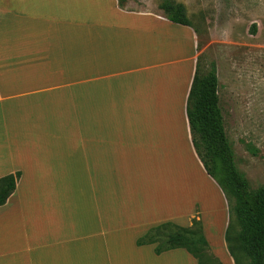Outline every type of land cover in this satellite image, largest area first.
I'll list each match as a JSON object with an SVG mask.
<instances>
[{
    "label": "crops",
    "instance_id": "1",
    "mask_svg": "<svg viewBox=\"0 0 264 264\" xmlns=\"http://www.w3.org/2000/svg\"><path fill=\"white\" fill-rule=\"evenodd\" d=\"M76 2L0 0V178L19 174L0 205V264H170L182 249L135 241L206 208L185 198L182 213L155 186L143 141H169L174 111L206 175L185 116L196 34L136 0Z\"/></svg>",
    "mask_w": 264,
    "mask_h": 264
},
{
    "label": "rangeland",
    "instance_id": "2",
    "mask_svg": "<svg viewBox=\"0 0 264 264\" xmlns=\"http://www.w3.org/2000/svg\"><path fill=\"white\" fill-rule=\"evenodd\" d=\"M85 1L77 0L75 9L85 8ZM164 3L182 5L196 34L198 75L203 76L213 66L218 106L235 168L248 187L255 190L264 184V0H136L138 6L153 9ZM164 121L171 135L169 141H143L153 151L147 165L154 171L155 186H169L171 203L179 199L182 213L187 210L185 198L190 202L200 197L206 209L200 212V205L194 204L193 215L182 227H190L192 220L199 221L208 253L221 264H233L226 251L224 233H216L219 221L224 228L228 224L226 237L234 245L238 228L229 212L230 203L218 187L213 191L214 186L195 164L178 114L173 111L164 116ZM144 162L145 158L139 159V166ZM178 253L170 264H181L185 259H190L186 264L191 263V256L184 250Z\"/></svg>",
    "mask_w": 264,
    "mask_h": 264
},
{
    "label": "trees",
    "instance_id": "3",
    "mask_svg": "<svg viewBox=\"0 0 264 264\" xmlns=\"http://www.w3.org/2000/svg\"><path fill=\"white\" fill-rule=\"evenodd\" d=\"M158 9L171 23L190 27L182 5L164 3ZM216 87L213 66H210L206 74L199 76L195 64L185 104L190 142L204 172L230 203L229 212L238 228L234 245H230L226 237L228 224L223 235L232 263L264 264V184L251 190L235 168L233 154L223 129ZM18 176L16 172L0 178V205L14 190ZM135 244L154 245L156 255L182 249L196 264H221L208 253L201 224L195 220L191 221L190 227L162 223L148 229Z\"/></svg>",
    "mask_w": 264,
    "mask_h": 264
}]
</instances>
